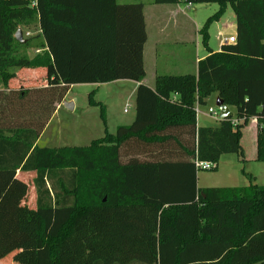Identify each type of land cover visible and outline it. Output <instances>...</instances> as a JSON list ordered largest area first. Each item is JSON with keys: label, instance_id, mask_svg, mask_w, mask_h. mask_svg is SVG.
<instances>
[{"label": "trees", "instance_id": "trees-1", "mask_svg": "<svg viewBox=\"0 0 264 264\" xmlns=\"http://www.w3.org/2000/svg\"><path fill=\"white\" fill-rule=\"evenodd\" d=\"M152 2L218 10L199 31L196 74L157 76L150 88L141 3L0 0V264H264V186L247 176L245 187L198 189L195 167L243 159L252 119L264 163V0ZM226 5L235 42L213 52L207 28ZM33 19L41 50L17 57L27 38L14 34ZM115 81L138 83L130 125L87 147L36 146L71 86ZM212 93L234 116L197 127L194 106Z\"/></svg>", "mask_w": 264, "mask_h": 264}, {"label": "rangeland", "instance_id": "rangeland-1", "mask_svg": "<svg viewBox=\"0 0 264 264\" xmlns=\"http://www.w3.org/2000/svg\"><path fill=\"white\" fill-rule=\"evenodd\" d=\"M151 0H117L119 4L126 3H141L144 7L146 16L150 19V13L147 8ZM163 11L167 13L169 9H176L178 17L175 19L173 14L160 13L154 18L153 24L148 21V28L156 26L158 23L165 24L170 28L182 27L189 35H195L192 22H195L202 28L207 18L211 17L217 10V4H197L188 5L185 3L175 6H162ZM159 9V8H158ZM232 9L226 5L225 11L220 19H225L227 15H232ZM167 16V17H166ZM177 26H175V21ZM226 27V26H225ZM23 35L27 38L25 47L14 46L17 57H26L31 59L41 50V37L39 35L38 25L35 19L26 22L20 27ZM179 30V29H175ZM221 23L215 21L207 28V46L213 50H217L221 43L220 38ZM198 31V30H197ZM198 41L201 34L196 32ZM24 38V40H26ZM199 56L204 54V46L199 42ZM171 46V45H170ZM172 47V46H171ZM191 50V48H188ZM182 50L180 53V61L170 59L164 62L165 66L157 69L158 75H182L189 72V67L181 64V58L184 54L191 52L194 59L193 50ZM38 51V52H37ZM149 54L146 52V57ZM178 63V64H176ZM146 76L144 82L147 85L151 83L150 62L146 59ZM26 73L19 71V74ZM1 88V86H0ZM135 88L131 81H115L99 86L90 84L71 86L65 95L63 103H72L73 109L67 110L63 106L59 108L57 114L50 118L47 123L44 133L38 141V147H87L92 140L101 138L104 135V129L110 134H114L120 126L130 125L135 116L134 97ZM94 91L93 101L103 106L105 125L100 118V108L98 106H90L88 104V94ZM217 94L212 93L206 100L205 106H199L200 114L196 116L197 123L201 127H215L218 118L208 115L209 109L216 111L215 106ZM128 106V107H127ZM229 111L234 116V109L228 107ZM256 124L255 127L247 124L241 130L240 145L243 150V159L239 155H223L220 157L215 171H201L196 175V187L205 188H232L245 187L249 184L247 176L252 177L251 183L257 186H264V163L257 162L256 156ZM52 184H47L48 188H52ZM31 194L28 195V197ZM135 264V263H132Z\"/></svg>", "mask_w": 264, "mask_h": 264}, {"label": "crops", "instance_id": "crops-1", "mask_svg": "<svg viewBox=\"0 0 264 264\" xmlns=\"http://www.w3.org/2000/svg\"><path fill=\"white\" fill-rule=\"evenodd\" d=\"M116 2H117V0H116ZM162 6H166L164 8L171 7V6H175V8H177L176 7L177 4L155 5V4H153V2L151 0L150 5L147 8V12L150 13V19H149L146 16V13L144 10L145 6H143V17H144L145 32H146V42H145L144 48H143V67H144V72H145V76H146L145 66H146V59H148V61L150 62V70L152 71V74H151L150 85H147L144 82L145 76H144L141 83L150 87V88L154 87V80L157 76H166V75H158L157 69L159 70L161 67L165 66L164 62H167L170 59H173V60L177 59L178 61H180V53L179 52H181L182 50H185V49L190 50L188 48H191V50H193L195 53L194 59H192L191 52H189V54L186 53L183 55L185 59L181 58V64L185 67H189V70H190L189 72H186L185 74H182V75H187V74L195 75L196 71H197V62L199 60L203 59L206 55V51H204V54L202 56H199V53H198L199 44H200L199 42H201V44H202V40L200 39L198 41V37H197L196 32L199 33L201 28L197 29V27H199V26L195 22H192L193 27H194V32H195V35H193V36H189L184 31V29L182 27H180V26L178 27L177 26V22H178L177 20L175 21V26H177V27L170 28L169 26H167L165 24V22H164L165 20H163L162 24L158 23L156 26H151L150 29L148 28V21L149 20L151 22V20H154V18H156V16L159 15L160 13H162V15H164V13H166L165 11H163ZM168 14H173L175 19L178 17L176 9H169L167 11L166 15H168ZM151 23L153 24V21ZM218 23H221V30H220V34H219L220 38H221V43H220L219 48L217 50H213L210 48V50L213 52H218L220 50V47L223 44L222 41L224 39H227L228 37H234L235 38L236 30H235L234 14H232L230 16L227 15L225 17V19H223V18L219 19ZM175 29H179V30H175ZM20 31L22 33V30H20ZM41 41H42V39H41ZM146 52L149 54L148 57H146ZM176 64H178V63H176ZM131 83L133 84L134 88L136 89L138 83H134V82H131ZM39 86L44 87L45 83L41 82L39 84ZM94 86H96V85H94ZM0 90H2V89L0 88ZM64 99H65V97H64ZM64 99H63V101H64ZM61 106H62V103L59 105H56L55 112H54L55 115L57 114V112H58L59 108H61ZM53 115H52V117H53ZM196 124H197L196 125L197 127H201L198 125L197 119H196ZM248 124L255 127L256 122L254 119H252L248 122ZM217 125H218V122H217ZM47 126L48 125H46V127ZM46 127L44 129H46ZM43 133L44 132H42V134ZM42 134L40 135V137L42 136ZM40 137L38 138V140L36 142L37 147H38V141H39Z\"/></svg>", "mask_w": 264, "mask_h": 264}, {"label": "water", "instance_id": "water-1", "mask_svg": "<svg viewBox=\"0 0 264 264\" xmlns=\"http://www.w3.org/2000/svg\"><path fill=\"white\" fill-rule=\"evenodd\" d=\"M14 40L17 41L20 44H23L25 41L22 39V33L20 30H17L14 34ZM62 106L67 110H72L73 105L72 103H63ZM215 106L218 111V121H223L227 119L233 118L232 113L229 111L228 107L223 103L222 100L219 98H216Z\"/></svg>", "mask_w": 264, "mask_h": 264}, {"label": "built area", "instance_id": "built-area-1", "mask_svg": "<svg viewBox=\"0 0 264 264\" xmlns=\"http://www.w3.org/2000/svg\"><path fill=\"white\" fill-rule=\"evenodd\" d=\"M24 36H28V34L24 35ZM234 42H235V38L234 37H228L227 39H224L222 41V43H224V44H232ZM194 113H195L196 116L200 114L198 105L194 106ZM208 115L209 116H213L214 118H218V111L217 110L213 111V110L209 109ZM195 167H196L197 170L209 171L211 168L214 167V165L212 163H198V162H196L195 163Z\"/></svg>", "mask_w": 264, "mask_h": 264}]
</instances>
